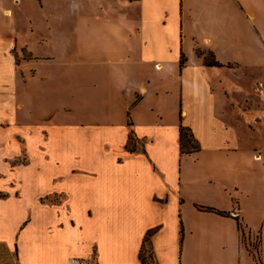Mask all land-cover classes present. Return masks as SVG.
Segmentation results:
<instances>
[{
  "label": "crops",
  "instance_id": "1",
  "mask_svg": "<svg viewBox=\"0 0 264 264\" xmlns=\"http://www.w3.org/2000/svg\"><path fill=\"white\" fill-rule=\"evenodd\" d=\"M23 2L0 0V264H257L242 232L264 250V0L202 5V28L185 0H38L55 55L30 53ZM79 62L106 66L101 92H79ZM31 64L54 83L15 97Z\"/></svg>",
  "mask_w": 264,
  "mask_h": 264
},
{
  "label": "rangeland",
  "instance_id": "2",
  "mask_svg": "<svg viewBox=\"0 0 264 264\" xmlns=\"http://www.w3.org/2000/svg\"><path fill=\"white\" fill-rule=\"evenodd\" d=\"M214 1L215 0H185V6H187V10H191V14L190 17H193L191 20H188L189 23V27H196L198 26L199 28H202L203 26H210L212 27L211 24V20L210 19H203V20H198L197 18V13H202L204 11V7L202 9H198L200 6L204 5L206 6L207 4H211L209 6L210 8V13H214ZM223 0H216L217 2H222ZM24 5H23V12L19 13L22 14L21 18L19 19L20 24H19V28L20 29H24V31L26 32L24 38L25 39H29L31 45H32V50H30V53H34V55H55L57 54V49L53 46H48L47 48H43L41 46L38 45L39 43V39L41 36H43L45 33H48V25L49 22H47L46 19L41 18L40 14L37 11L36 7L38 5V0H24ZM120 11H123V9L118 8ZM133 10V9H132ZM23 18V19H22ZM52 22L57 23L54 24V28H59L63 25V29L68 28L67 26L65 27L64 25V20L60 21V20H52ZM73 20H72V25H73ZM33 31L32 33L29 34V32ZM66 37V35L64 36ZM71 39H73V34H71ZM22 38V37H21ZM23 38V39H24ZM56 41V38H55ZM55 43V42H54ZM53 43V44H54ZM203 52V51H202ZM21 56H26L27 53H29L27 51L23 52V51H19L18 52ZM73 54V51H72ZM68 56V53H67ZM205 58H209L212 60L211 56L214 57L213 54H204ZM69 57V56H68ZM65 56V60L69 59ZM74 57V54H73ZM20 58V57H19ZM22 58V57H21ZM74 59V58H72ZM21 61V59L19 60ZM35 64H40V62H37L34 60L33 61ZM84 63L79 62V67L77 69L79 75H78V88H79V92H81L83 95H86V93L88 94L91 90H94L95 92H101L103 89V83L100 79L101 76H106L107 75V68L105 65L98 63L97 65H95V68L93 70H89V74L88 77L87 75H84L83 73H86V67L85 66H81ZM27 69H31L34 70L36 69L35 66H33V64H31V66H19L17 72L15 73V79H13V90H14V94L15 97L16 96H21L23 92H26L29 90V88H33L34 90H37V88L39 87V78L41 77H45L47 78V80L49 79V81H44L45 83V89L47 91H50V88L52 87L53 83H54V67H43L41 70V75H38L35 79H32V76L30 73L26 72ZM57 69V68H55ZM62 74H64V72H62ZM104 74V75H103ZM99 76V77H98ZM63 77V76H60ZM60 80V79H59ZM57 80V81H59ZM65 84L64 82L61 83V86ZM95 102H97V100H95ZM78 103L79 105L81 104V99H78ZM86 106V98H84L82 100V107L79 106L78 108V121H83L85 119V108ZM243 245L245 246V244L243 243ZM143 256L146 259V262L148 264H156L155 260H152V254L151 251L148 250L146 251L145 255L143 254ZM147 257L150 259H147Z\"/></svg>",
  "mask_w": 264,
  "mask_h": 264
},
{
  "label": "trees",
  "instance_id": "3",
  "mask_svg": "<svg viewBox=\"0 0 264 264\" xmlns=\"http://www.w3.org/2000/svg\"><path fill=\"white\" fill-rule=\"evenodd\" d=\"M212 60L209 58H205L206 64L211 66H222L220 63L216 62L214 57L211 56ZM184 61H182V64ZM180 146H181V152L183 154H192L200 151L199 143L195 140L191 130L183 125H181L180 128ZM128 150L130 152H134L136 150V144H135V138L131 134L129 144H128ZM209 211H212V209H207ZM152 233L148 234V237L145 239V243L149 241V238ZM141 260L143 264H147L145 257L141 253Z\"/></svg>",
  "mask_w": 264,
  "mask_h": 264
},
{
  "label": "built area",
  "instance_id": "4",
  "mask_svg": "<svg viewBox=\"0 0 264 264\" xmlns=\"http://www.w3.org/2000/svg\"><path fill=\"white\" fill-rule=\"evenodd\" d=\"M128 3H138L141 0H123ZM243 243L245 247H247L251 253H253L257 264H264V250H263V241L260 237L253 238L249 234H247L244 230L242 232ZM70 264H86L84 260L72 259Z\"/></svg>",
  "mask_w": 264,
  "mask_h": 264
}]
</instances>
